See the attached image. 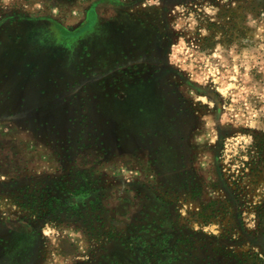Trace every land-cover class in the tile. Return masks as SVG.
<instances>
[{
    "label": "rangeland",
    "instance_id": "obj_1",
    "mask_svg": "<svg viewBox=\"0 0 264 264\" xmlns=\"http://www.w3.org/2000/svg\"><path fill=\"white\" fill-rule=\"evenodd\" d=\"M0 264H264V0H0Z\"/></svg>",
    "mask_w": 264,
    "mask_h": 264
},
{
    "label": "flooded vegetation",
    "instance_id": "obj_2",
    "mask_svg": "<svg viewBox=\"0 0 264 264\" xmlns=\"http://www.w3.org/2000/svg\"><path fill=\"white\" fill-rule=\"evenodd\" d=\"M98 19V16H96V20ZM113 18H110V19H108V20H112ZM121 29H123V28H121ZM120 29V30H121ZM122 31V30H121ZM44 40V39H43ZM21 43V37L20 36H15L14 38H11V44L13 45V46H15V47H18L17 45H19ZM48 46H50V47H48ZM45 48L46 47H48L49 48V51L51 52L52 51V48H53V42H50V43H48V45L47 46H44ZM32 48H34V50L36 51V50H41L42 48H40V46L38 47V45L37 46H35V47H32ZM31 48V49H32ZM53 49H55V48H53ZM18 50V49H17ZM23 52H21V53H19V55H18V57H17V59H19V62H21V61H24L23 62V64L24 65H27V63H25V62H27L29 59H26L27 58V56H29V53L27 52V50H22ZM49 51H47V53L49 52ZM30 53H31V50H30ZM47 53H45V58H48V56L50 57V55H49V53L47 54ZM72 60H74L72 57H70V60H69V63H65V66H69V69H72ZM33 68H35L36 70L37 69H39L38 71H36V70H33L34 72H32V71H30V76H32V75H36V74H38L39 73V71H40V67H37V64H36V66H34L33 65ZM41 72V71H40ZM22 73L19 71V69L18 70H16L15 71V73H14V75L15 76H18V75H21ZM7 74H5V76H6ZM24 76V75H23ZM46 80L48 81L49 79L48 78H46Z\"/></svg>",
    "mask_w": 264,
    "mask_h": 264
}]
</instances>
